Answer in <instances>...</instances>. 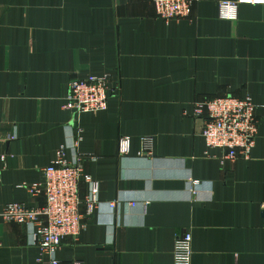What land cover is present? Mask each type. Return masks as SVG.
Wrapping results in <instances>:
<instances>
[{"label": "crops", "instance_id": "crops-1", "mask_svg": "<svg viewBox=\"0 0 264 264\" xmlns=\"http://www.w3.org/2000/svg\"><path fill=\"white\" fill-rule=\"evenodd\" d=\"M220 1L233 0H191L189 18L164 22L152 0H0V213L45 203L22 185L42 182L65 146L67 160L85 154L99 204L64 238L60 261L173 264L174 240L189 231L191 264H264V4L223 20ZM89 74H108L118 90L106 110L74 121L66 85ZM225 95L250 96L259 126L250 157L221 164L220 150L205 154L192 111ZM148 136L153 153L138 156ZM120 137L130 138L124 158ZM29 233L0 215V264L47 259Z\"/></svg>", "mask_w": 264, "mask_h": 264}, {"label": "built area", "instance_id": "built-area-1", "mask_svg": "<svg viewBox=\"0 0 264 264\" xmlns=\"http://www.w3.org/2000/svg\"><path fill=\"white\" fill-rule=\"evenodd\" d=\"M158 19L169 22L189 18L191 0H152ZM240 4H264V0H233L218 2V17L223 20H236ZM118 90L108 74H89L85 77L72 76L66 85L63 109L71 112L73 120L88 112L106 110L108 100ZM192 116L203 120L201 136L204 139L205 154L210 150L222 152L218 158L221 164L236 158L248 159L255 144L259 118L256 106L250 96L233 95L205 98L193 103ZM81 128H77L73 145L81 140ZM138 156H151L153 138L140 139ZM119 155L124 158L130 151V138L120 137ZM65 146H60L56 157L43 169V181L23 184L31 196H43L45 203L40 207H28L23 203L10 202L0 215L4 221L25 225L30 229V242L47 256L41 264H79L62 262L56 258V252L67 236L76 237L86 227L84 218L91 215L99 204V184L87 173L83 165L85 154L77 153L75 158L67 160ZM6 155H0V171L6 166ZM1 182V179H0ZM197 183V181H194ZM88 186L84 199L80 196V186ZM117 201L109 202L111 209L118 206ZM82 204L85 212L81 211ZM132 204V203H131ZM192 236L184 232L174 240L173 264H191Z\"/></svg>", "mask_w": 264, "mask_h": 264}]
</instances>
